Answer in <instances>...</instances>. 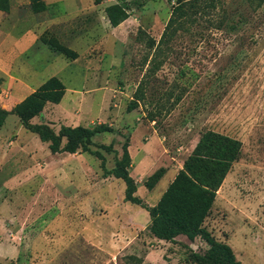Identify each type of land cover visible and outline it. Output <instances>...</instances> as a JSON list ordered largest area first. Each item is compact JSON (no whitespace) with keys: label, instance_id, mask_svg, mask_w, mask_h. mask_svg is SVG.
<instances>
[{"label":"rangeland","instance_id":"obj_1","mask_svg":"<svg viewBox=\"0 0 264 264\" xmlns=\"http://www.w3.org/2000/svg\"><path fill=\"white\" fill-rule=\"evenodd\" d=\"M182 1L189 14L159 46L178 0H41L40 12L12 0L0 12V108L10 111L56 76L65 94L32 123L56 133L111 128L90 146L103 154V170L90 152L51 153L6 115L0 264H192L189 250L205 251V241L155 238L148 213L124 200L112 171L127 142L134 194L155 205L208 130L241 147L203 225L242 264H264V0ZM115 3L126 18L111 25L105 8ZM159 167L165 174L146 190L144 178Z\"/></svg>","mask_w":264,"mask_h":264},{"label":"trees","instance_id":"obj_2","mask_svg":"<svg viewBox=\"0 0 264 264\" xmlns=\"http://www.w3.org/2000/svg\"><path fill=\"white\" fill-rule=\"evenodd\" d=\"M185 2L189 1L178 0L177 5L172 8L158 46L172 36L175 28L181 25L180 19L189 14L184 8ZM192 6L194 7L192 4L188 8ZM9 8L10 0H0V11L7 12ZM30 8L33 12H40L45 6L41 0H30ZM105 13L111 25H117L126 18L124 8L118 3L108 5ZM177 22L179 24L175 26ZM65 91L66 87L58 77H49L10 111L0 108V126L6 115L13 113L25 129L35 133L40 141L47 143L51 153L90 152L101 161L104 170L103 154L99 150H90V146L93 144V137L111 131L110 126L103 123L91 128L81 125H62L56 133L46 123L31 122L47 103H58ZM135 105L132 100L128 109L134 108ZM100 147L107 152H116L111 145ZM127 147V142H124L121 146V156L115 160L112 176L124 182V200L139 205L148 212L150 233L159 240L169 242L175 241L180 234L191 241L195 237H200L208 248L203 252L189 250L187 258L192 264H242L236 259L232 248L227 243L215 239L203 225L204 219L210 213L216 191L240 154V141L219 132L211 130L204 132L183 162L182 168L178 170L157 203L152 206L144 203L134 194L137 183L129 174L132 163ZM164 173V167L154 170L144 178L143 186L151 190Z\"/></svg>","mask_w":264,"mask_h":264},{"label":"crops","instance_id":"obj_3","mask_svg":"<svg viewBox=\"0 0 264 264\" xmlns=\"http://www.w3.org/2000/svg\"><path fill=\"white\" fill-rule=\"evenodd\" d=\"M97 1L100 2V0H96V2H97ZM11 7H12V0H10V8H9V10L11 9ZM9 10H8V11H9ZM8 11H7V12H8ZM0 12H4V11H0ZM7 12H6V13H7ZM167 172H168V170L166 171V173H167ZM177 172H178V171H177ZM151 173H152V172H151ZM164 174H165V173H164ZM175 175H176V174L172 172V177H171L169 183L173 180V178L175 177ZM169 183H168V184H169ZM168 184H167V186H168ZM141 185H142V184H141ZM167 186H166V187H167ZM166 187H165V189H166ZM145 189H146V188H145ZM152 189H153V188H152ZM152 189H151V190H152ZM165 189H164V190H165ZM146 190H148V189H146ZM164 190H163V191H164ZM148 191H150V190H148ZM163 191L161 192V194L163 193ZM136 193H139V191L137 190ZM161 194H160V196H161ZM160 196L154 198V202H155V203L159 200ZM153 204H154V203H153ZM151 206H152V205H151ZM144 210H145V209H144ZM146 212H147V211H146ZM147 213H148V212H147Z\"/></svg>","mask_w":264,"mask_h":264}]
</instances>
